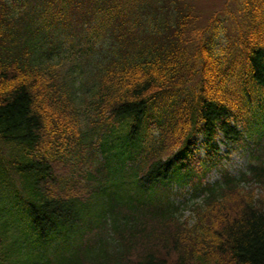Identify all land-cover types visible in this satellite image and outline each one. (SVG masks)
Wrapping results in <instances>:
<instances>
[{
	"label": "trees",
	"instance_id": "1",
	"mask_svg": "<svg viewBox=\"0 0 264 264\" xmlns=\"http://www.w3.org/2000/svg\"><path fill=\"white\" fill-rule=\"evenodd\" d=\"M0 264H264V0H0Z\"/></svg>",
	"mask_w": 264,
	"mask_h": 264
},
{
	"label": "rangeland",
	"instance_id": "2",
	"mask_svg": "<svg viewBox=\"0 0 264 264\" xmlns=\"http://www.w3.org/2000/svg\"><path fill=\"white\" fill-rule=\"evenodd\" d=\"M193 3L201 10V12L205 15H207L211 10H213L214 8H216L217 6H219L220 4V0H193ZM200 141H202V139H200ZM219 148L224 151L225 148L224 146L218 145ZM200 154L203 153L202 150L199 151ZM247 165V158H245L244 155L239 154L238 152L233 153L230 158H229V162L227 163V166L229 167V170L231 172L234 173H238V171L240 170H244L245 167ZM218 178V174L217 173H213L212 176L210 177V181H214ZM251 183V182H248ZM235 200L231 199L228 202H226L225 206L223 207L222 211L226 212V211H233V209H235L236 207L240 206L241 204L245 203L246 200L251 201L252 199H254L256 202H258L259 200H261L262 198V194L261 191L259 190V188L253 183V184H248L245 185L243 188H240L237 190V194L235 196H233ZM202 199V198H201ZM201 199L196 198L192 201L189 202H185L186 204L192 203L193 205L195 203H198L199 205L201 204ZM183 200H190L189 195L188 194H184L182 197H178L176 198L177 202H181ZM187 207V206H185ZM194 208H196L194 206ZM181 214L178 218V222H174V223H170L171 225H179L181 227V230L186 231L187 229H194L196 226L200 225V218L201 216L198 214L196 215V213H193L192 211L189 210V208L185 209L183 208V206L181 207ZM208 217L212 218V211L208 212L207 214H205V216L203 217V222L205 224H211L212 222L208 221ZM215 217H213L212 219H214ZM181 245H185L187 244V241L184 239V241L180 242ZM173 243H169L168 245V258L169 259H174L176 257V250L173 247ZM162 248L161 249V254L163 256H165L166 251Z\"/></svg>",
	"mask_w": 264,
	"mask_h": 264
}]
</instances>
